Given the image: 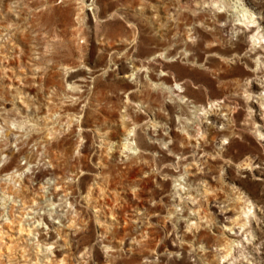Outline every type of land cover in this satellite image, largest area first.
<instances>
[{
    "label": "rangeland",
    "instance_id": "374dc122",
    "mask_svg": "<svg viewBox=\"0 0 264 264\" xmlns=\"http://www.w3.org/2000/svg\"><path fill=\"white\" fill-rule=\"evenodd\" d=\"M252 1L0 0V264H264Z\"/></svg>",
    "mask_w": 264,
    "mask_h": 264
},
{
    "label": "bare ground",
    "instance_id": "6f19581e",
    "mask_svg": "<svg viewBox=\"0 0 264 264\" xmlns=\"http://www.w3.org/2000/svg\"><path fill=\"white\" fill-rule=\"evenodd\" d=\"M213 2V1H212ZM247 2L248 3H250V4H254L253 3V1L252 0H247ZM180 3V2H179ZM183 8V7H182ZM243 11H244V13H243V15H242V17H243V20H241V19H239V18H237L236 20H237V22L235 21L234 22V24H232V25H234L235 26V29L238 31L240 28H238V27H240V26H245L246 27V35L248 36V38L250 39V41L254 44V42H257V40H258V42H262V39H264V27H261V25H260V23H264V18L262 19L261 18V22H259V23H257L256 22V20H255V17L253 16V13L250 11V10H248V9H246V8H244V9H242ZM240 20V21H239ZM257 23V24H256ZM205 28V27H204ZM214 45V44H213ZM259 45V44H258ZM263 48V47H262ZM255 54H257V55H259L260 57H263L264 56V50L263 49H257L256 50V53ZM215 55V54H214ZM234 56V55H233ZM220 57V56H219ZM229 58V57H228ZM232 59H234V58H232ZM231 60V59H230ZM142 67V66H141ZM144 69V68H143ZM166 75V73L165 74H162V75H160L159 76V79L161 78V76H165ZM125 76H129V75H127V73H126V75ZM262 79V78H261ZM176 85V84H175ZM177 87V86H176ZM185 96V95H184ZM218 100H215V99H213V100H211L209 103H210V105H212L213 103H216ZM208 103V102H207ZM221 108L222 109H225L227 112H229V111H231V109H229V107L228 106H226V105H221ZM245 121V120H244ZM227 125V124H226ZM237 128V127H236ZM193 129V128H192ZM234 129V128H233ZM232 130V129H231ZM56 132V131H55ZM129 131H127V134L129 135ZM188 133V135H187V137H189V138H193L194 137V135H193V133H189V132H187ZM237 133V132H236ZM55 134V133H54ZM126 134V135H127ZM135 134V133H134ZM227 135H229V134H227ZM230 136H231V134H230ZM58 138V137H57ZM129 138V137H128ZM9 139H11V136L9 135L7 138H5V142H4V144L2 145V146H5V148L4 149H6V151L8 152V154H9V158L11 159V161H12V163H13V161L15 160V158L16 157H19V155H22V156H25L26 155V152L24 151V149L22 148V146H23V144L24 143H29L30 141H37L38 140V142H39V144L40 145H42L43 144V142L44 141H41V139H40V137H33V138H29L27 141H20L19 142V148H18V151H17V153L15 154L14 153V151L13 150H11V148H9V147H7V145H8V142H12V141H9ZM127 139V138H126ZM129 139H131V138H129ZM228 139V138H227ZM262 140H264V139H262ZM48 141V140H47ZM47 141H45V142H47ZM50 141V140H49ZM15 142V141H14ZM11 144V143H10ZM48 146L50 145V147H53V146H57L58 144L57 143H55V142H48V144H47ZM2 149H3V147H1ZM3 152H5V151H3ZM225 152V151H224ZM18 155V156H17ZM229 155V154H228ZM55 157V156H54ZM219 157V156H218ZM10 161V162H11ZM15 161H17V160H15ZM15 163V162H14ZM190 164H192V166H190V172H188L187 174H188V176L189 177H192L193 178V176H195L196 174H197V166L195 167V166H193L194 165V163H189V165ZM13 166H14V164H13ZM8 168H9V165L7 166ZM15 167H17V165H15ZM16 171V170H15ZM9 175V174H8ZM11 176H13V175H11ZM181 176L182 175H180V178H181ZM61 181V180H60ZM30 183V182H29ZM28 183V184H29ZM101 186V185H100ZM21 187V186H20ZM14 188V187H13ZM22 188V187H21ZM15 190V189H14ZM10 191V190H9ZM13 192V191H12ZM27 192V191H26ZM204 193H206V190L204 189ZM18 198V197H17ZM182 201V200H181ZM241 201V200H240ZM191 203V202H190ZM193 203V202H192ZM239 203H241V202H239ZM245 203V202H244ZM98 210V209H97ZM236 210H238V209H236ZM243 213L245 214L246 212L245 211H243ZM236 214V213H235ZM238 214V213H237ZM22 217V216H21ZM28 218V217H27ZM203 218V217H202ZM229 218V217H228ZM227 219V218H226ZM229 220V219H228ZM227 220V221H228ZM231 221V224H232V220H229V222ZM234 221V220H233ZM18 223V222H17ZM21 224V223H20ZM22 226V225H21ZM22 229V228H21ZM23 229H24V227H23ZM25 230V229H24ZM229 230V229H228ZM2 232V231H1ZM0 232V234H3V233H1ZM20 232V231H19ZM29 232V231H28ZM229 232V231H228ZM61 234V233H60ZM234 234V232H230V233H228V235L230 236V235H233ZM235 236H237L236 234H235ZM2 237V236H1ZM0 237V238H1ZM231 237H233V236H231ZM229 240V239H228ZM227 240V241H228ZM236 240V239H235ZM234 242V239L233 240H230V243H228V245H229V247L231 246V244ZM48 243V242H47ZM51 243V242H50ZM41 245V244H40ZM48 245V244H47ZM50 245V244H49ZM37 248H38V246H37ZM232 248V247H231ZM224 251V250H223ZM224 257V256H223ZM61 262H63L64 260H60ZM250 264V263H249Z\"/></svg>",
    "mask_w": 264,
    "mask_h": 264
}]
</instances>
